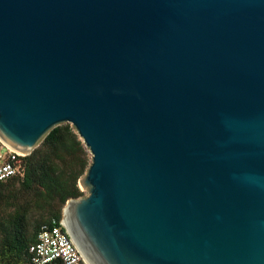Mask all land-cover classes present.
<instances>
[{"label":"water","instance_id":"1","mask_svg":"<svg viewBox=\"0 0 264 264\" xmlns=\"http://www.w3.org/2000/svg\"><path fill=\"white\" fill-rule=\"evenodd\" d=\"M64 124L87 264H264V0H0V141Z\"/></svg>","mask_w":264,"mask_h":264},{"label":"trees","instance_id":"2","mask_svg":"<svg viewBox=\"0 0 264 264\" xmlns=\"http://www.w3.org/2000/svg\"><path fill=\"white\" fill-rule=\"evenodd\" d=\"M25 174L0 183V264H32L30 247L45 223L62 219L71 199L85 194L79 181L91 155L74 128H54L31 155ZM41 216L32 223L33 214ZM49 264H64L57 259Z\"/></svg>","mask_w":264,"mask_h":264},{"label":"built area","instance_id":"3","mask_svg":"<svg viewBox=\"0 0 264 264\" xmlns=\"http://www.w3.org/2000/svg\"><path fill=\"white\" fill-rule=\"evenodd\" d=\"M5 153L0 154V183L25 174L24 158L9 150L1 141ZM32 264H49L60 259L64 264H87L70 235L65 220L52 219L40 228L35 243L30 247Z\"/></svg>","mask_w":264,"mask_h":264},{"label":"rangeland","instance_id":"4","mask_svg":"<svg viewBox=\"0 0 264 264\" xmlns=\"http://www.w3.org/2000/svg\"><path fill=\"white\" fill-rule=\"evenodd\" d=\"M41 143H42V142H41ZM39 146H40V145H39ZM39 146H38V147H39ZM38 147H37V148H38ZM4 153H5V148L2 147V146L0 145V154H4ZM0 163H1V160H0ZM79 187H80L81 191L85 194L84 196H87V195L89 194L88 191H87L86 189L82 188V186H81V180L79 181ZM84 196H83V197H84ZM66 206H67V204H66ZM66 206L63 208V212H64V209L66 208ZM63 215H64V213H63ZM40 216H41V213H39V212L34 213V214H33V217L31 218V219H32V223L34 224L35 221H36V219H39ZM63 218H64V216H63Z\"/></svg>","mask_w":264,"mask_h":264},{"label":"bare ground","instance_id":"5","mask_svg":"<svg viewBox=\"0 0 264 264\" xmlns=\"http://www.w3.org/2000/svg\"><path fill=\"white\" fill-rule=\"evenodd\" d=\"M65 222H66V224H67L69 230H71V227H72V226H71V223H70V221H69V218H68L67 212H66ZM83 253H84V252H83ZM84 256H85V258L87 259V256L85 255V253H84ZM87 261H88V260H87Z\"/></svg>","mask_w":264,"mask_h":264}]
</instances>
